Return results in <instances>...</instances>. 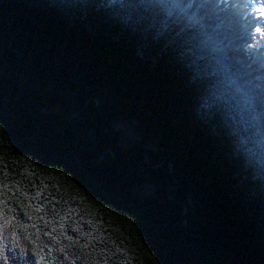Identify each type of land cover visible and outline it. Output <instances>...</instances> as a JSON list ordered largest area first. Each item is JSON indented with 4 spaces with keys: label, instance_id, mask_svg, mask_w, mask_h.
<instances>
[{
    "label": "trees",
    "instance_id": "1",
    "mask_svg": "<svg viewBox=\"0 0 264 264\" xmlns=\"http://www.w3.org/2000/svg\"><path fill=\"white\" fill-rule=\"evenodd\" d=\"M256 23L228 0H0V264H264Z\"/></svg>",
    "mask_w": 264,
    "mask_h": 264
},
{
    "label": "rangeland",
    "instance_id": "2",
    "mask_svg": "<svg viewBox=\"0 0 264 264\" xmlns=\"http://www.w3.org/2000/svg\"><path fill=\"white\" fill-rule=\"evenodd\" d=\"M219 2V0H217ZM233 4L235 11L250 22L264 24V5L256 6V0H228ZM259 7V8H258ZM261 7V8H260ZM256 23V24H257ZM118 131V146L122 149H129L136 144L132 129L128 124H119L115 126Z\"/></svg>",
    "mask_w": 264,
    "mask_h": 264
},
{
    "label": "snow or ice",
    "instance_id": "3",
    "mask_svg": "<svg viewBox=\"0 0 264 264\" xmlns=\"http://www.w3.org/2000/svg\"><path fill=\"white\" fill-rule=\"evenodd\" d=\"M13 178H15V174H13ZM18 187H19V182H17L16 185H9L7 189H5L2 184H0V214H2L4 203H12L11 201H5L4 195L7 194L9 196L19 198ZM25 195L27 194L25 193ZM13 207H15L14 204ZM9 211H11V209H9ZM35 211L39 212L40 209L36 208ZM87 246L90 247L91 245H87ZM33 264H37V262L33 261Z\"/></svg>",
    "mask_w": 264,
    "mask_h": 264
},
{
    "label": "water",
    "instance_id": "4",
    "mask_svg": "<svg viewBox=\"0 0 264 264\" xmlns=\"http://www.w3.org/2000/svg\"><path fill=\"white\" fill-rule=\"evenodd\" d=\"M95 107H96V110H98V101L95 99ZM70 113V112H69ZM133 153H131L128 157H130ZM113 156V155H112ZM144 159L146 161V163L148 164L149 163V160L147 158V156L144 154ZM172 172V166H170V173ZM186 212V207L184 206V212L183 214H185ZM181 221H183V218L181 219Z\"/></svg>",
    "mask_w": 264,
    "mask_h": 264
},
{
    "label": "bare ground",
    "instance_id": "5",
    "mask_svg": "<svg viewBox=\"0 0 264 264\" xmlns=\"http://www.w3.org/2000/svg\"><path fill=\"white\" fill-rule=\"evenodd\" d=\"M260 5H264V0H256V6H260Z\"/></svg>",
    "mask_w": 264,
    "mask_h": 264
}]
</instances>
